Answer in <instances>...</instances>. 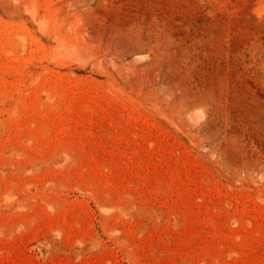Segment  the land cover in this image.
<instances>
[{
	"label": "rangeland",
	"instance_id": "obj_1",
	"mask_svg": "<svg viewBox=\"0 0 264 264\" xmlns=\"http://www.w3.org/2000/svg\"><path fill=\"white\" fill-rule=\"evenodd\" d=\"M0 264H264V0H0Z\"/></svg>",
	"mask_w": 264,
	"mask_h": 264
}]
</instances>
